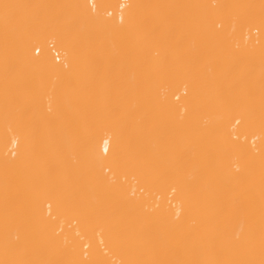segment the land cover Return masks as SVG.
<instances>
[{"label":"bare ground","instance_id":"1","mask_svg":"<svg viewBox=\"0 0 264 264\" xmlns=\"http://www.w3.org/2000/svg\"><path fill=\"white\" fill-rule=\"evenodd\" d=\"M0 264H264V0H0Z\"/></svg>","mask_w":264,"mask_h":264}]
</instances>
